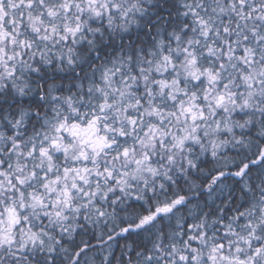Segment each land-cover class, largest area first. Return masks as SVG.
<instances>
[{
    "label": "snow or ice",
    "instance_id": "obj_1",
    "mask_svg": "<svg viewBox=\"0 0 264 264\" xmlns=\"http://www.w3.org/2000/svg\"><path fill=\"white\" fill-rule=\"evenodd\" d=\"M0 264H264V0H0Z\"/></svg>",
    "mask_w": 264,
    "mask_h": 264
}]
</instances>
